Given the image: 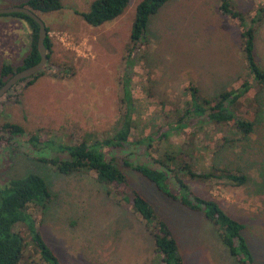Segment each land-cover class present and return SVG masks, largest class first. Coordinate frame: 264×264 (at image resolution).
Wrapping results in <instances>:
<instances>
[{"label":"rangeland","instance_id":"1","mask_svg":"<svg viewBox=\"0 0 264 264\" xmlns=\"http://www.w3.org/2000/svg\"><path fill=\"white\" fill-rule=\"evenodd\" d=\"M24 1L0 0V8ZM93 1L61 0L60 10L35 13L48 30L49 60L33 83L22 81L0 98V127L17 124L26 135L40 129L61 142L74 143L86 133L101 139L112 133L122 108L123 79L128 77L135 109L130 140L135 141L176 123L188 100L189 86L210 99L223 87L247 82L250 90L236 107L255 122L247 139L234 136L230 126L189 123L182 130H172L167 145L159 142L156 146L159 154L165 148L177 154L178 162L190 163L194 172H205L214 162L247 174L248 181L241 187L218 180L183 179L195 195L212 199L243 225L241 235L253 260L264 264V87L259 88L247 74L239 24L218 12L220 0H170L149 18L144 41L133 51L132 64L126 66L129 30L140 0H129L112 22L90 27L74 12H87ZM228 1L244 14L246 23L264 3ZM254 30L253 55L264 69V20ZM29 34L24 22L0 17V67L21 65ZM221 138L232 141L224 143ZM215 152L220 154L218 160ZM40 156L48 158L47 153L29 147L25 137L8 138L0 129V184L28 172L44 180L49 202L43 209L30 207L28 211L60 263L152 264L151 238L128 204L107 194V186L97 183L92 173L61 174L39 161ZM122 172L166 224L183 264H236L202 211H188L135 172ZM13 230L27 242L21 226ZM30 262L40 263L26 245L20 264Z\"/></svg>","mask_w":264,"mask_h":264},{"label":"trees","instance_id":"2","mask_svg":"<svg viewBox=\"0 0 264 264\" xmlns=\"http://www.w3.org/2000/svg\"><path fill=\"white\" fill-rule=\"evenodd\" d=\"M129 0H95L87 12L76 13L90 27H98L112 22L124 11ZM170 0H140L134 8L128 38L126 66L134 60L133 51L143 42L146 26L151 16H154ZM18 6L26 7L34 13H49L61 9V0H26ZM218 12L235 20L240 28L241 51L249 78L259 88L264 87V69L255 62L254 26L264 20V3L260 4L255 15L245 22L242 12L235 10L228 0H220ZM23 21L29 28L30 41L27 53L21 59V65L11 68L2 64L0 67V86L15 71L36 64L39 56L36 50L37 24L23 14L3 15ZM44 47L47 51V61L50 54V42L47 36ZM42 70L31 77L29 84L42 75ZM188 100L173 126L162 127L154 133L130 140L133 128L134 106L129 91V78L124 77L122 83V108L116 119L111 135L96 138L86 133L76 142H61L59 139L47 137L42 130L33 134H25L17 124H2L0 129L8 138L25 137V143L39 154L47 153L48 158L38 157V160L52 165L61 174L87 171L94 175V180L107 186V194L117 197L129 205L130 210L144 225L152 241L154 260L152 264H183L175 239L171 236L166 224L160 219L140 193L130 187L122 169H129L152 184L155 189L180 206L191 212H201L205 220L218 233V238L236 264L256 263L241 235L243 225L227 215L212 199L195 195L185 183L183 176L200 181L218 180L226 185L244 186L248 177L240 170H231L228 166H217L214 162L205 172H194V167L188 162H178L177 154H172L166 148L159 154L157 143L167 142L169 133L182 130L187 124L230 126L234 136L247 139L254 132L255 122L249 114H240L237 105L250 90L247 82H241L238 87H223L210 99L198 95L195 87H188ZM187 93V92H186ZM222 142H231L221 138ZM220 139V140H221ZM240 139V138H239ZM229 142V144H230ZM165 145H167L165 143ZM151 153L155 156H151ZM219 152L214 153L217 157ZM145 158L144 162L134 161V158ZM133 158V159H132ZM132 159V160H130ZM122 168V169H121ZM50 192L42 178L33 173H26L16 179H8L0 184V264H20L21 252L24 246L30 247L38 256L39 264H62L46 245L40 233L36 230L28 209L38 207L43 209L49 202ZM21 226L27 242L22 235L15 232V226ZM37 264V263H26Z\"/></svg>","mask_w":264,"mask_h":264},{"label":"water","instance_id":"3","mask_svg":"<svg viewBox=\"0 0 264 264\" xmlns=\"http://www.w3.org/2000/svg\"><path fill=\"white\" fill-rule=\"evenodd\" d=\"M7 14H23L30 18L35 24H37V35H36V50L39 56V60L36 64L29 66L25 69L16 71L9 76L0 87V96L4 94L10 86L21 79L29 78L39 73L47 62V51L44 47V39L46 36V30L43 23L39 20L36 14L26 7L11 6L7 8H0V15Z\"/></svg>","mask_w":264,"mask_h":264},{"label":"flooded vegetation","instance_id":"4","mask_svg":"<svg viewBox=\"0 0 264 264\" xmlns=\"http://www.w3.org/2000/svg\"><path fill=\"white\" fill-rule=\"evenodd\" d=\"M7 15H9V14H7ZM0 17H5V16H3V15H0ZM5 18H12V17H5ZM12 19H15V18H12ZM18 20V19H17ZM21 21V20H20ZM23 22V21H22ZM27 26V25H26ZM28 27V26H27ZM29 29V28H28ZM29 36H30V34H29ZM28 46H29V44H28ZM27 51H28V49H27ZM27 53V52H26ZM7 65H9V64H7ZM12 68V67H11ZM25 69V68H24ZM22 70V69H21ZM16 72V71H15ZM15 72H13V73H15ZM12 73V74H13ZM11 74V75H12ZM10 75V76H11ZM31 77H33V76H31ZM31 77H29V78H25V79H21V80H19V81H17L16 83H14L12 86H10V88L4 93V94H2L1 96H0V98L2 97V96H4L9 90H11L16 84H18V83H20V82H22V81H27V84H29L28 82H29V80L31 79ZM4 83V82H3ZM1 87V86H0ZM9 124V123H8Z\"/></svg>","mask_w":264,"mask_h":264}]
</instances>
